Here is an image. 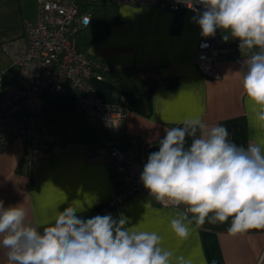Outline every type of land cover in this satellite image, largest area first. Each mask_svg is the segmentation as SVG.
<instances>
[{"label":"crops","instance_id":"1","mask_svg":"<svg viewBox=\"0 0 264 264\" xmlns=\"http://www.w3.org/2000/svg\"><path fill=\"white\" fill-rule=\"evenodd\" d=\"M116 22L106 35L83 48L97 65L114 72L134 70L138 79H152L160 88L134 90L108 76L92 79L97 96L126 110L120 129L106 131L79 109L72 91L44 96V121L51 132L69 140L59 146H27L9 136V148L0 153V200L5 207L24 204L27 219L41 232L59 211L76 207L84 219L97 214L126 218L127 227L156 232L162 247L183 256L190 264H264V229L230 234L231 218L224 224L190 226L187 239L178 237L170 221L186 206L160 205L138 193L113 203L115 187L100 155H87L86 145L120 142L137 137L147 154L159 150L165 130L188 117L199 116L209 124L225 126L238 146L258 143L264 147V125L257 121L235 74L250 56L235 43L223 42L226 52L214 62L216 76L203 75L194 63L201 28L194 19L202 11H170L155 6L116 4ZM88 12V11H87ZM36 0H0V72L9 84L19 67L3 46L20 39L26 20L36 18ZM90 13V12H89ZM21 110L13 112L18 116ZM188 138L186 146L190 145ZM7 249L0 247V264H8Z\"/></svg>","mask_w":264,"mask_h":264},{"label":"clouds","instance_id":"2","mask_svg":"<svg viewBox=\"0 0 264 264\" xmlns=\"http://www.w3.org/2000/svg\"><path fill=\"white\" fill-rule=\"evenodd\" d=\"M204 11L194 19L201 36L239 40L251 52L235 74L255 118L264 125V0H199ZM89 20L85 21V26ZM165 130L159 150L149 154L141 174L143 186L164 204L186 206L170 221L187 239L190 226L224 224L227 231L264 229V147L238 146L220 124L193 116ZM188 138L190 145L186 146ZM69 205L41 232L27 219L24 204L5 207L0 200V247L8 264H172L174 253L162 247L156 232L127 227L111 214L84 219ZM177 264H190L183 256Z\"/></svg>","mask_w":264,"mask_h":264},{"label":"built area","instance_id":"3","mask_svg":"<svg viewBox=\"0 0 264 264\" xmlns=\"http://www.w3.org/2000/svg\"><path fill=\"white\" fill-rule=\"evenodd\" d=\"M33 21L26 20L20 39L3 46L18 74L9 83L0 72V153L9 148L8 137L19 138L27 146H59L69 136L47 129L44 96L72 91L80 111L98 120L106 131L120 129L126 110L113 102L101 100L92 79H101L96 63L78 48L77 32L86 27L90 13L80 12L77 0H37ZM116 4L155 6L170 11H204L199 0H113ZM239 40L237 44L239 45ZM226 52L221 35L203 37L196 45L194 63L207 77L216 76L214 62ZM21 110L18 116L13 112ZM87 155H100L108 168L115 187L113 203H122L138 193L151 197L140 179L148 154L145 145L135 136L120 142L86 145Z\"/></svg>","mask_w":264,"mask_h":264},{"label":"trees","instance_id":"4","mask_svg":"<svg viewBox=\"0 0 264 264\" xmlns=\"http://www.w3.org/2000/svg\"><path fill=\"white\" fill-rule=\"evenodd\" d=\"M77 4L80 12H90L89 25L77 32V45L79 49L83 50L90 43L103 38L110 24L116 22L117 5L113 0H78ZM217 33L221 34V31L217 30ZM95 70L101 76H108L121 86L133 88L134 90H151L163 86L157 85L152 79H138L134 70L118 73L100 64L96 65Z\"/></svg>","mask_w":264,"mask_h":264},{"label":"rangeland","instance_id":"5","mask_svg":"<svg viewBox=\"0 0 264 264\" xmlns=\"http://www.w3.org/2000/svg\"><path fill=\"white\" fill-rule=\"evenodd\" d=\"M78 1V0H77ZM36 2H37V4H38V1L36 0ZM221 40L224 42V40H223V33L221 32ZM225 42H228V43H230V44H232V43H235L236 42V39H229L228 41H225Z\"/></svg>","mask_w":264,"mask_h":264}]
</instances>
